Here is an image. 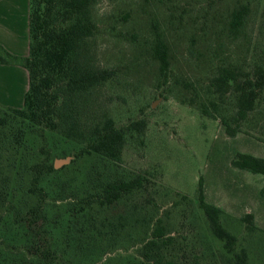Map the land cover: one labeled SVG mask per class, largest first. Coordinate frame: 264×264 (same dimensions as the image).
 <instances>
[{"label": "trees", "instance_id": "trees-1", "mask_svg": "<svg viewBox=\"0 0 264 264\" xmlns=\"http://www.w3.org/2000/svg\"><path fill=\"white\" fill-rule=\"evenodd\" d=\"M98 1L30 0L29 55H13L0 45V63L26 67L30 80L22 107L0 104V264L179 263L171 250L177 241L171 212L143 217L118 209L147 181L142 173L122 174L117 167L128 135L143 132L145 122L118 127L110 116H82L86 95L115 75L81 60L83 45L98 30ZM249 13L248 4L234 8L229 31L239 34ZM152 50L168 78V42L158 36ZM212 85L219 95L236 93L239 123L260 106L264 110V60L249 71L219 65ZM228 129L237 131L231 124ZM67 152H75L72 164L56 169L54 158ZM233 164L264 176V157L239 152ZM197 194L205 231L220 243L226 264H264V229L254 216L240 220L249 233L245 245L227 226L229 214L206 200L202 178ZM133 247L126 256L120 251Z\"/></svg>", "mask_w": 264, "mask_h": 264}, {"label": "rangeland", "instance_id": "rangeland-1", "mask_svg": "<svg viewBox=\"0 0 264 264\" xmlns=\"http://www.w3.org/2000/svg\"><path fill=\"white\" fill-rule=\"evenodd\" d=\"M242 4L250 13L235 35L228 21ZM93 17L98 30L83 45L81 60L115 75L86 95L82 116H110L118 127L145 122L143 132L128 135L117 167L122 174L142 173L147 181L118 209L143 217L171 212L178 264H226L220 243L205 231L198 184L202 178L206 200L229 214V229L250 245L240 220L252 214L264 229V176L233 160L239 152L264 157V110L260 106L237 122L236 93L219 95L212 79L219 65L249 71L264 60V0H99ZM158 36L170 46L168 78L152 54ZM228 124L236 128L234 135ZM66 157L70 162L62 166L72 164L75 152L57 155L54 163ZM134 248L120 251L126 256Z\"/></svg>", "mask_w": 264, "mask_h": 264}, {"label": "crops", "instance_id": "crops-1", "mask_svg": "<svg viewBox=\"0 0 264 264\" xmlns=\"http://www.w3.org/2000/svg\"><path fill=\"white\" fill-rule=\"evenodd\" d=\"M30 0H0V45L16 56L30 53ZM29 72L14 63H0V104L22 107Z\"/></svg>", "mask_w": 264, "mask_h": 264}, {"label": "water", "instance_id": "water-1", "mask_svg": "<svg viewBox=\"0 0 264 264\" xmlns=\"http://www.w3.org/2000/svg\"><path fill=\"white\" fill-rule=\"evenodd\" d=\"M70 159H71V157L56 159L55 167L58 168V167L62 166L63 164L70 162Z\"/></svg>", "mask_w": 264, "mask_h": 264}]
</instances>
